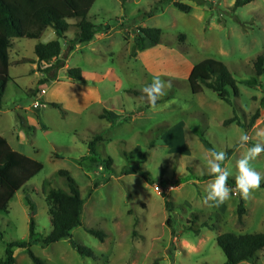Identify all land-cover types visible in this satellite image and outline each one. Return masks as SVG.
<instances>
[{
	"label": "rangeland",
	"instance_id": "374dc122",
	"mask_svg": "<svg viewBox=\"0 0 264 264\" xmlns=\"http://www.w3.org/2000/svg\"><path fill=\"white\" fill-rule=\"evenodd\" d=\"M235 1L97 0L88 15L98 31L92 41L69 51L78 20L70 21L64 37L52 28L43 33L42 44L60 41L66 67L57 81L39 87L47 93L40 109L34 108L40 72L26 74L33 63L14 68L24 75L9 83L3 99L0 135L44 169L15 195L8 212L0 213V264L8 243L30 241L31 219L38 241L51 233L47 196L51 189L70 192L60 171L69 172L86 203L82 225L69 239L46 248L33 242L32 251L46 264H225L219 235L264 234V181L251 200L242 199V223L237 193L219 207L203 203L212 179L207 151L235 148L224 164L235 179L239 135L264 128L263 90L249 85L264 52V0L236 10ZM176 3L189 6V12ZM153 28L162 31L160 44L146 41L144 51L134 53L138 30ZM14 41L12 58L22 49L37 60L38 42ZM207 59L224 63L237 81L240 96L231 93L232 104L207 88L197 95L191 91L190 70ZM76 68L86 83L69 81L68 70ZM154 76L173 85L155 111L141 91ZM258 80L264 86V78ZM236 115L241 126L225 124ZM95 137H100L97 164L82 160ZM108 157L112 173L102 163ZM254 167L264 174V154ZM89 229L105 232V241ZM78 246L91 249L94 258L79 255ZM14 253L15 264H34L25 249ZM241 264H264V249Z\"/></svg>",
	"mask_w": 264,
	"mask_h": 264
},
{
	"label": "trees",
	"instance_id": "16d2710c",
	"mask_svg": "<svg viewBox=\"0 0 264 264\" xmlns=\"http://www.w3.org/2000/svg\"><path fill=\"white\" fill-rule=\"evenodd\" d=\"M97 0H0V110L3 107V99L6 95L7 87L13 79L10 76V51L13 48L15 39L40 41L43 33L52 28L59 38L64 37L72 25L71 20H78L76 28L78 30L76 38L69 42V51H73L77 45L92 41L97 35L96 26L88 21V15ZM255 0H236L233 8L244 7ZM176 8L188 13L189 6L176 3ZM137 43L134 53L142 52L145 49L146 41L152 46L160 44L161 29H139ZM37 60H22L19 64L33 63L37 65L35 72L44 74L45 78L38 82V87L34 91V96L42 91L39 87L45 86L58 80L59 72L66 67V62L61 59L62 47L59 40L51 41L47 44L38 42L34 48ZM256 78L249 83L250 86H259L264 93V86L258 78H264V52L254 63ZM67 75L73 82L86 83L79 68L70 69ZM188 84L194 95L200 94L204 89H210L217 93L218 98L228 104H232L231 93L238 98L240 90L237 81L229 71L227 66L217 60L207 59L192 68L188 76ZM53 107L59 108L56 103H51ZM264 106V94L261 100ZM107 113V112H105ZM108 114V113H107ZM256 114L248 126L249 130L255 119ZM104 118V114L100 116ZM237 123L241 126L240 118L236 115L225 122L226 125ZM98 140L95 137L87 144L88 155L93 163H99L97 158ZM235 151V148L228 150V157ZM107 172L114 171L113 160L108 157L102 161ZM44 165L26 155L14 150L6 138L0 135V213H7L10 203L15 195L42 172ZM59 174L68 181L70 192L51 189L47 196V203L50 208L52 231L38 241L36 234L37 224L34 219L30 222V241L10 242L6 246L5 258L1 264H15L14 249H25L34 264H46L40 257L32 251L33 242H40L43 247L62 240L69 239L71 232L82 225V215L85 207V199L82 198L79 189L67 171H60ZM228 186L235 188V179H228ZM240 197V196H239ZM241 198V197H240ZM30 204V203H29ZM33 211V205L30 204ZM245 214L244 204L241 202L238 208L239 222ZM88 233L98 238L101 242L106 239V233L101 230L89 229ZM3 235L0 234V240ZM218 246L226 257L225 264H241L254 260L261 250L264 249V234H242L232 233L219 235L217 238ZM77 252L82 257L94 258L91 249L78 246Z\"/></svg>",
	"mask_w": 264,
	"mask_h": 264
},
{
	"label": "clouds",
	"instance_id": "9594fccd",
	"mask_svg": "<svg viewBox=\"0 0 264 264\" xmlns=\"http://www.w3.org/2000/svg\"><path fill=\"white\" fill-rule=\"evenodd\" d=\"M172 86L171 80L154 76L151 82L141 89L143 98L151 110L155 111L162 107L158 101L167 95ZM237 144L240 155L235 161L234 189L228 186L232 172L224 166L228 154L215 148L207 151L206 169L212 179L207 183L203 203L209 207H219L228 201L234 192L245 201L251 200L254 192L260 189L261 182L264 181V174L254 167V162L264 154V128L253 129L252 135L242 132Z\"/></svg>",
	"mask_w": 264,
	"mask_h": 264
},
{
	"label": "crops",
	"instance_id": "0c3cea01",
	"mask_svg": "<svg viewBox=\"0 0 264 264\" xmlns=\"http://www.w3.org/2000/svg\"><path fill=\"white\" fill-rule=\"evenodd\" d=\"M69 23H70V21H69ZM70 24L72 25V23H70ZM76 24H78V23H76ZM77 32H78V31H76V34H77ZM13 45H16L15 41L13 42ZM79 46H80V45H77L76 47H79ZM15 51H17V50H15ZM11 54H12V49H11V51H10V61H11L10 76H11V78H12L13 81H14V79H17L18 77L24 75V74H22V73H20V72H18V71H15V73H13L14 68H16V67H18V66L21 65V64H16V63H17L18 61H22V60H24L25 58H26V59H29V60H33V59L26 57V56L24 55V52H23L22 49H21L20 51H17V53H14V54H15V58H12V57H11ZM193 67H194V66H192V68H193ZM192 68H191V70H192ZM36 69H37V66H36V64H34V67H33L30 71L26 72V74L34 73V74L36 75V74H38L37 72H35ZM191 70H190V72H191ZM26 74H25V75H26ZM189 74H190V73H189ZM82 75H83V73H82ZM38 77H39V78H38V82H39L41 79L45 78L44 74H42V73H40ZM83 77H84V76H83ZM84 79H85V78H84ZM69 81H70L72 84H74V82H72V80H71L70 78H69ZM38 82H37V83H38ZM7 88H8V87H7ZM32 89H34V88L29 89V91L32 90ZM46 94H47V93H45L44 98H46ZM47 102H48V101H47ZM49 103H50V102H49ZM51 103H52V102H51ZM89 141H90V140H89ZM20 153H21V152H20ZM22 154H24V153H22ZM24 155H26L27 157H30V158H32V159H35V158H33L32 156H29V155H27V154H24ZM87 155H88V154L84 155V157L82 158V160H88L89 158H87Z\"/></svg>",
	"mask_w": 264,
	"mask_h": 264
},
{
	"label": "built area",
	"instance_id": "2783aa9c",
	"mask_svg": "<svg viewBox=\"0 0 264 264\" xmlns=\"http://www.w3.org/2000/svg\"><path fill=\"white\" fill-rule=\"evenodd\" d=\"M46 91L43 89L40 94L37 96V100L34 103V108L36 109H40L41 107H43V104H45L44 101V96H45Z\"/></svg>",
	"mask_w": 264,
	"mask_h": 264
}]
</instances>
